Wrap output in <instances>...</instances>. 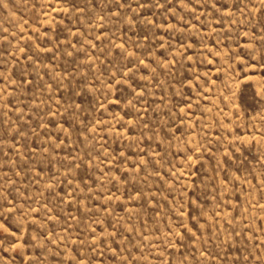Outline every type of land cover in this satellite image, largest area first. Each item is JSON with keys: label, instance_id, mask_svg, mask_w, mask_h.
I'll list each match as a JSON object with an SVG mask.
<instances>
[{"label": "rangeland", "instance_id": "374dc122", "mask_svg": "<svg viewBox=\"0 0 264 264\" xmlns=\"http://www.w3.org/2000/svg\"><path fill=\"white\" fill-rule=\"evenodd\" d=\"M0 264H264V0H0Z\"/></svg>", "mask_w": 264, "mask_h": 264}]
</instances>
